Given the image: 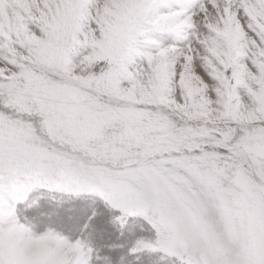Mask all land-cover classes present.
Masks as SVG:
<instances>
[{"label": "snow or ice", "instance_id": "1", "mask_svg": "<svg viewBox=\"0 0 264 264\" xmlns=\"http://www.w3.org/2000/svg\"><path fill=\"white\" fill-rule=\"evenodd\" d=\"M6 228L0 264H264V0H0Z\"/></svg>", "mask_w": 264, "mask_h": 264}, {"label": "rangeland", "instance_id": "2", "mask_svg": "<svg viewBox=\"0 0 264 264\" xmlns=\"http://www.w3.org/2000/svg\"><path fill=\"white\" fill-rule=\"evenodd\" d=\"M98 199L100 202H78L73 203L72 201H67L68 197H65V202L63 207L59 209L60 215L67 220L71 217L69 223L76 228L82 227L85 223L91 224V231L93 236L97 239L103 238L102 242L115 243L123 247L126 250L130 247L134 241L141 237H147L149 234L141 228L143 223L137 218H129L128 224L124 229H119L118 226H114L111 223L113 215H119L118 211L110 209L101 198L92 195L84 194ZM106 205V209L109 210V216L104 213V209L101 205ZM95 216H93V212ZM89 217L92 220L89 221Z\"/></svg>", "mask_w": 264, "mask_h": 264}, {"label": "trees", "instance_id": "3", "mask_svg": "<svg viewBox=\"0 0 264 264\" xmlns=\"http://www.w3.org/2000/svg\"><path fill=\"white\" fill-rule=\"evenodd\" d=\"M67 201H72V204L73 203H78V202H96V203H98V202H100L98 199L96 200V199H94V197H92V196H87V195H84V196H81V197H74V198H68L67 199ZM98 201V202H97ZM101 203V202H100ZM103 204V203H102ZM102 206V208L104 209V213L106 214V215H108L109 216V210H107L106 209V205H101ZM95 212V211H94ZM95 213H97V212H95ZM93 215V214H92Z\"/></svg>", "mask_w": 264, "mask_h": 264}, {"label": "clouds", "instance_id": "4", "mask_svg": "<svg viewBox=\"0 0 264 264\" xmlns=\"http://www.w3.org/2000/svg\"><path fill=\"white\" fill-rule=\"evenodd\" d=\"M12 234V229L11 228H6L3 235L0 236V242L2 243H7L8 239L10 238Z\"/></svg>", "mask_w": 264, "mask_h": 264}]
</instances>
